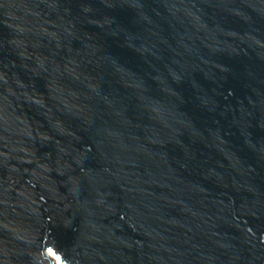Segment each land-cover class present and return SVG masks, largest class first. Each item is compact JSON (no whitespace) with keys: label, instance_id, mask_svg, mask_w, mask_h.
Segmentation results:
<instances>
[{"label":"water","instance_id":"1","mask_svg":"<svg viewBox=\"0 0 264 264\" xmlns=\"http://www.w3.org/2000/svg\"><path fill=\"white\" fill-rule=\"evenodd\" d=\"M55 257L264 264V0H0V264Z\"/></svg>","mask_w":264,"mask_h":264},{"label":"bare ground","instance_id":"2","mask_svg":"<svg viewBox=\"0 0 264 264\" xmlns=\"http://www.w3.org/2000/svg\"><path fill=\"white\" fill-rule=\"evenodd\" d=\"M52 255V254H51ZM55 261L58 263V264H61L59 259L55 257Z\"/></svg>","mask_w":264,"mask_h":264}]
</instances>
